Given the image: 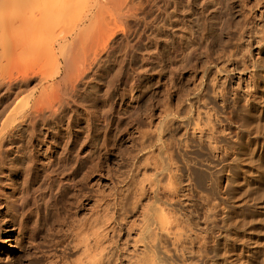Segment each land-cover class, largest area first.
I'll return each instance as SVG.
<instances>
[{"label": "bare ground", "instance_id": "obj_1", "mask_svg": "<svg viewBox=\"0 0 264 264\" xmlns=\"http://www.w3.org/2000/svg\"><path fill=\"white\" fill-rule=\"evenodd\" d=\"M162 1L0 0V104L7 105L12 99L9 115L0 122V173L12 172L1 162L7 152L19 151L12 141L21 126L42 132L40 125L54 124L60 128L66 125L67 139L76 145L81 131L79 128L74 132L80 125L74 114L79 109L86 114L90 104L94 106L85 97L87 86L107 69L117 67L119 72V82L114 81L107 88L111 106L121 99L125 111L139 109V98L135 96L139 67L133 61L125 64V59L139 44V27L148 20L149 7L169 14L178 9L175 0H164L165 8ZM230 28L212 39L205 35L201 45L205 55L198 60L202 79L187 95V108L181 107V97L177 107L169 99L158 121L149 129L139 130V155L149 149L158 150L168 171L169 186L178 184L182 194L166 192L161 180H140L139 188L132 194L129 186L124 187L127 180H121L115 192L98 197L90 211L75 216V264H219L218 257L227 253L218 252L221 237L233 242L238 238L236 231L231 232V225L236 229L247 218H233L238 211L236 196L219 187L215 166L194 151L193 140L189 138V128L202 130V107L208 119L213 115L220 123L214 136L202 146L224 162L222 167L235 190L246 179L238 181L229 167L235 166L243 175L247 172L244 167L252 164L254 156L264 153V69L258 65L260 51L256 59L252 45L241 34L235 49L227 52L228 42L233 38ZM120 44L123 51L118 53ZM217 44H226V48L219 50ZM29 50L36 53V60L23 65L16 76H9L10 56ZM155 51L162 68L165 67L168 59L157 45ZM105 63L107 69H101ZM235 72L240 79L252 83L248 86L250 92L231 88L229 80ZM244 74L248 76L244 78ZM174 75L170 81L176 87ZM169 94L171 98L172 92ZM95 118L100 122L108 119ZM140 118L138 112L133 120ZM176 119L187 128L185 138H177L173 133ZM114 124L113 119L109 121L108 131ZM87 128L91 129L89 118ZM95 146L98 153L100 146ZM67 150L73 153L68 147L64 152ZM174 151L180 152L182 159ZM173 165H176L174 175L170 172ZM196 166L209 172L207 181L211 188L200 191L198 196L196 191L204 186L205 177L203 172L195 171ZM173 177L181 180L175 183ZM247 184L251 185L248 181ZM24 191L17 196L15 190L13 199L8 193H1L10 199L7 206L13 217L18 213L25 215L26 211L21 210L31 197L27 187ZM253 202V196L243 201ZM3 203L0 199V205ZM219 220L224 222L225 229L217 232ZM173 222L177 223L172 226Z\"/></svg>", "mask_w": 264, "mask_h": 264}, {"label": "rangeland", "instance_id": "obj_2", "mask_svg": "<svg viewBox=\"0 0 264 264\" xmlns=\"http://www.w3.org/2000/svg\"><path fill=\"white\" fill-rule=\"evenodd\" d=\"M175 2L178 9L170 14L165 10L158 12L155 7L148 8V20L139 27V44L125 59V64L133 61L134 66L139 67V87L135 92L139 98L138 110L125 111L121 99L111 106L107 99V88L114 81L119 82V72L117 67L107 69L105 63L101 69L108 71L87 86L85 97L94 106L90 104V111L86 114L83 109L74 114V118L80 122L74 132L76 134L79 128L81 131L76 145L68 141L66 125L61 128L54 124L40 125L42 132L32 131V128L24 125L16 131L17 138L12 145L16 144L19 151L7 152L1 162L12 172L0 173V199L4 201L0 205V264H75V216L90 211L98 197L115 192L121 180H127L124 187L129 186L132 194L139 188L140 180H161L163 190L182 194L178 184L169 186L168 171L158 150L149 149L139 155V130L149 129L158 121L169 99L177 107L178 98L181 97V107L187 108V95L202 79L198 60L205 55L202 46L207 34L212 39L226 32L228 26L231 27L233 38L228 42L227 52L235 49L242 34L252 45L256 59L260 51L258 65L264 69V0ZM161 3L165 8L164 0ZM156 45L168 59L163 68L155 51ZM215 47L224 49L226 44ZM117 50L118 53L123 51L122 44L118 45ZM35 60L36 53L32 50L14 53L9 58L7 73L16 76L23 65ZM214 73L215 70L211 78ZM172 75L176 87L171 85ZM247 76L244 74V78ZM113 77H116L115 80ZM229 83L232 89L237 88L241 92L244 89L248 92L252 90L248 88L252 83L240 79L238 72L231 76ZM169 91L172 92L171 98ZM112 100L115 101V98ZM9 102L7 105L0 104V122L9 115L12 99ZM241 103H245L242 97ZM201 111L202 130L192 131L189 128L194 151L215 166L219 187L228 189L230 195L236 196L238 211L233 213V218H247L246 223L242 222L236 229L231 225V232L236 231L238 237L234 242L221 237L218 252L227 253L220 255L217 261L219 264H264V153L254 156L252 164L244 167L247 172L243 175L235 166L229 167L238 181L246 179L245 184L235 190L234 185H230L225 167H222L224 162L202 146L214 136L220 123L213 115L208 119L202 107ZM120 112H123V116H120ZM138 112L141 118L139 121L133 120ZM95 116L108 119L100 122ZM196 116L200 121L198 112ZM88 118L91 120L90 130L87 128ZM112 119L115 124L108 131ZM174 128L173 133L177 138L186 137L187 128L179 119L175 120ZM93 143L100 146L98 153H95L97 148L92 146ZM66 146L73 153L68 150L64 152ZM79 151L82 153L76 157ZM174 152L178 159H182L180 152ZM195 171L199 174L203 172L205 177L204 186L196 191L198 196L200 191L207 192L211 188L207 181L209 172L200 166H196ZM170 172L175 174L176 165L171 167ZM178 177H173L175 183L181 180ZM247 181L251 184L249 187ZM25 187L31 197L21 210L26 211L25 215L18 213L17 217H13L7 202L15 197V190L19 193L17 196L25 193ZM2 192L8 193L11 198ZM252 196L253 204L243 203L244 198ZM176 223L173 222L172 226ZM218 224L217 232L220 228L221 231L225 229L224 222L219 220Z\"/></svg>", "mask_w": 264, "mask_h": 264}]
</instances>
